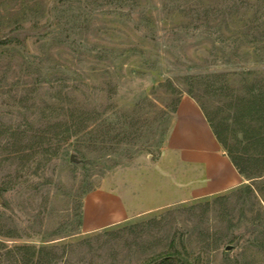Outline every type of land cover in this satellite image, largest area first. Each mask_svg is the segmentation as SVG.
<instances>
[{
	"label": "rangeland",
	"instance_id": "1",
	"mask_svg": "<svg viewBox=\"0 0 264 264\" xmlns=\"http://www.w3.org/2000/svg\"><path fill=\"white\" fill-rule=\"evenodd\" d=\"M183 94L241 185L190 194ZM0 264H264V0H0Z\"/></svg>",
	"mask_w": 264,
	"mask_h": 264
},
{
	"label": "crops",
	"instance_id": "2",
	"mask_svg": "<svg viewBox=\"0 0 264 264\" xmlns=\"http://www.w3.org/2000/svg\"><path fill=\"white\" fill-rule=\"evenodd\" d=\"M166 147L175 153L178 161L193 173L187 184L193 196H205L241 185L246 178L234 164L228 152L206 118L198 102L183 94L174 111ZM120 197L114 193L103 196L100 202L84 206V224L94 228L118 221L126 216Z\"/></svg>",
	"mask_w": 264,
	"mask_h": 264
},
{
	"label": "trees",
	"instance_id": "3",
	"mask_svg": "<svg viewBox=\"0 0 264 264\" xmlns=\"http://www.w3.org/2000/svg\"><path fill=\"white\" fill-rule=\"evenodd\" d=\"M251 104H254V103H251ZM200 107L202 108V106H200ZM202 110H203V109H202ZM203 112H204V111H203ZM204 114H205V112H204ZM205 116H206V118H207L208 121H209V118L207 117L206 114H205ZM209 122H210V121H209ZM210 125L212 126V128H213V130H214V133L216 134L217 138L220 140V142H222L221 139L219 138V136H218L216 130L214 129L213 125L211 124V122H210ZM228 154H229V153H228ZM229 156L231 157V159H232V161L234 162V164L237 166V164H236V162L234 161V159L232 158L231 154H229ZM237 167H238V169L240 170V172H242L241 169L239 168V166H237Z\"/></svg>",
	"mask_w": 264,
	"mask_h": 264
}]
</instances>
